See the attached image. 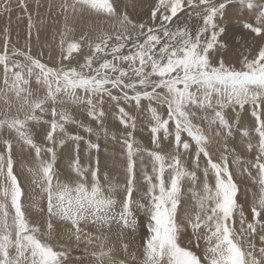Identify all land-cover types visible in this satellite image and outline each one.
<instances>
[{
  "label": "snow or ice",
  "instance_id": "obj_1",
  "mask_svg": "<svg viewBox=\"0 0 264 264\" xmlns=\"http://www.w3.org/2000/svg\"><path fill=\"white\" fill-rule=\"evenodd\" d=\"M130 3L59 0L50 64L33 54L28 0H0V264H264V0H149L146 19ZM101 135L120 145L124 184L101 172ZM17 150L42 220L25 209ZM236 169L255 187L247 209ZM114 228L126 254L143 228L142 259L114 255Z\"/></svg>",
  "mask_w": 264,
  "mask_h": 264
},
{
  "label": "bare ground",
  "instance_id": "obj_2",
  "mask_svg": "<svg viewBox=\"0 0 264 264\" xmlns=\"http://www.w3.org/2000/svg\"><path fill=\"white\" fill-rule=\"evenodd\" d=\"M49 2H51L53 4V7L51 10H49V8H48ZM145 2H146V0H131V3H135V8L133 9V7L131 6V3H130L128 11L130 12V14L133 17L146 19L147 18V12H148L147 4L149 2L146 3V5H145ZM28 3L30 5V11L33 14V22L35 24V27L32 29V37L30 40L32 50H33V54H36V52L39 50H43V52H44L43 59L45 61L49 62L50 64L55 63L57 60V57H58V49L56 47L57 41L59 39L58 34L61 31L62 26L64 24L63 16L59 13V9L57 7V5L59 4V0H40L41 6L39 8L36 7L34 0H28ZM37 12L39 13V15L36 14ZM17 15H21L23 18L18 21L16 19ZM83 23H84V21H81L78 24H76L77 33L79 32V29L83 25ZM88 23H94V24L102 26V27H108L110 24L109 21H105L102 18H93L92 20H89ZM6 24H7L6 18L0 19V28H3ZM11 31H12L13 41L17 42L18 47H23L26 40L28 39L29 29L27 27V17L23 16V14L19 10H15L12 14ZM37 31L39 32V39H36ZM49 55L51 56V60H49ZM109 124H110V127L113 131H115L119 127V125L117 123L115 124L114 122L109 123ZM146 133H145V131L138 130L135 135L138 136L140 138V140L143 141L144 143H148L149 135ZM100 144H101V150H100L99 156H100L101 172L102 173L107 172L109 174V178L112 179L114 182H117L119 184H124L125 180H126V161H125L124 156L121 153L120 145L118 143H116L115 141H112L110 139H107V140L106 139L105 140L100 139ZM103 152H104V154H106V155H104V157L102 154ZM111 154H112L111 158H107V155H111ZM116 155H118V157ZM83 159L86 162V158H83ZM17 160H18V162L15 165V169H16L15 173L18 174V176L21 178V180H27L28 181L29 179H32L30 174L27 171V169L29 167H31V165L28 163L27 159H24L19 154L18 150H17ZM62 162L66 163V164L69 163L66 158L59 159V168L60 169H61ZM148 163L150 165L149 161H148ZM149 168H150V166H149ZM236 171L238 174L235 175V178H236L238 184L240 185V189H241L239 195L243 199V201L246 204H248L249 200L246 199L245 194H246L248 189H252L253 191H255V187L249 178L239 174V169H236ZM117 172H119L120 176H118L119 177L118 179H115V174ZM137 172H138V174H140L139 173V162H138ZM27 183L26 184L24 183L25 186H27ZM29 184H30V182H29ZM23 188H24V186H23ZM26 189L28 190L29 188H26ZM33 190H32V192L35 191V190L34 191ZM37 192H39V190ZM28 194L26 193V196ZM26 198H27L26 204L27 205L29 204V206H32L34 204L33 202H35V201H33V199L30 196L26 197ZM34 199H35V197H34ZM37 203L39 204V201ZM29 212H30V210H29ZM31 212L33 213L31 215H35L34 211H31ZM36 219H38V218H36ZM115 231H118V230L116 228L113 229V233H112L113 236H111L113 239L118 238V236H117L118 233L116 234ZM138 234H137V236H138ZM130 237H131L130 235L127 236V241H129L131 243ZM187 239H188V237L186 236L185 242L187 241ZM110 240H112V239H110ZM118 241H120V240H118ZM135 241H137V240H135ZM112 242L114 243L113 240H112ZM117 242H115V243H117ZM131 244L133 245V243H131ZM135 244H137V243H135ZM133 247H134V245H133ZM131 250H134V249L132 248ZM120 251L122 252V250H120ZM129 252H130V249H129L128 253ZM126 258H128V257H126Z\"/></svg>",
  "mask_w": 264,
  "mask_h": 264
},
{
  "label": "rangeland",
  "instance_id": "obj_3",
  "mask_svg": "<svg viewBox=\"0 0 264 264\" xmlns=\"http://www.w3.org/2000/svg\"><path fill=\"white\" fill-rule=\"evenodd\" d=\"M149 2V0H146V2H145V5H146V3H148ZM147 6H148V4H147ZM82 118V117H81ZM115 123L116 124V122L113 120V119H111V118H109V120L106 122V125L105 126H107L108 128H109V131H113L112 129H111V127H110V124L109 123ZM109 124V125H108ZM142 131H145V133L146 134H148L149 135V132H148V130L145 128V130L143 129ZM81 134H83V133H81ZM93 139L95 140V138L93 137ZM136 139H137V141H138V143L139 144H141L142 146H144V147H148V148H151L152 147V145H150V135H149V141H148V143H144L143 141H141L140 140V138L138 137V136H136ZM101 140H105L104 138H103V135H101ZM100 142V141H99ZM236 144L237 145H239V141L237 140L236 141ZM216 148V146L214 145L213 146V149H215ZM118 151V150H117ZM103 154V157H104V155H106V154H104V152L102 153ZM111 156H112V154L111 155H107V158H111ZM117 157H118V155H116ZM145 161H146V163H148V160H147V158H145ZM68 163V162H67ZM67 166H68V164H66V163H63L62 162V164H61V169L62 170H64V169H66L67 168ZM116 168V167H115ZM117 169V168H116ZM16 170V169H15ZM118 170V169H117ZM149 171H150V168H149ZM16 172V171H15ZM235 175L236 174H238L237 173V171L235 170ZM140 175L141 174H138V179H139V177H140ZM17 176H18V174H17ZM118 176H120L119 175V172H117L116 174H115V179H118L119 177ZM239 178V177H238ZM18 179L20 180V182H21V184H22V187L24 186V192H25V195H24V197H23V203L25 204L24 206H25V209L27 210V212H28V214H29V216H30V218L32 219V220H36V221H39V220H42L43 219V217H41L40 215H39V212H38V209L37 208H35V207H33V205L32 206H29V204L27 205L26 203H27V198L26 197H31L32 199H33V201H35V202H33V203H36V204H38L37 202L39 201V204H41L42 203V201L40 200V197H41V192H40V190L39 189H37V188H35V186L34 185H32V183H31V179H29L28 181L27 180H21V178L18 176ZM236 179V178H235ZM26 181V182H25ZM23 182V183H22ZM28 182V183H27ZM29 182H30V184H29ZM27 183V186H25V184ZM124 183V182H123ZM31 187V188H30ZM26 188H29L28 190L26 189ZM35 191H34V190ZM32 190L34 191V192H32ZM39 190V192H37ZM36 192V193H35ZM26 193L28 194L27 196H26ZM33 193V194H32ZM240 196V195H239ZM34 197H35V199H34ZM240 202L241 203H243L244 205H245V208L247 209V206H248V204H246L244 201H243V199L240 197ZM29 206V207H28ZM189 207H190V205H189ZM29 210H30V212H29ZM31 211H34L35 212V215H31V214H33ZM33 216V217H32ZM36 218H38V219H36ZM115 229V228H114ZM118 230V229H117ZM143 228H141L139 231H138V236H137V234H136V237H135V239H132L131 237H130V241H131V243H133V245H134V247H133V245L129 242V241H127V239H126V241L125 242H128L129 243V245H130V247H129V249H130V252L129 253H124L123 252V250H122V248H121V241H118V240H120L119 239V236H118V238L116 239V238H112L111 237V239L114 241V243L112 242V240H110L109 241V244L111 245L112 243V245H114L115 246V252H114V255L118 258V259H130L131 258V254H132V252L133 253H135L136 254V256H137V259L139 260V259H142V253H141V251H140V245L142 244V240H141V237L143 236ZM115 233L117 234L118 233V231H115ZM142 235V236H141ZM113 236V235H112ZM132 239V240H131ZM135 240H137V241H135ZM141 240V241H140ZM119 243H118V242ZM140 241V242H139ZM111 242V243H110ZM115 242H117V243H115ZM135 243H137V244H135ZM136 246V247H135ZM117 247V248H116ZM134 249V250H131V249ZM119 250V251H118ZM120 250H122V252L120 251ZM81 251H82V249H81ZM132 251V252H131ZM126 257H128V258H126Z\"/></svg>",
  "mask_w": 264,
  "mask_h": 264
}]
</instances>
